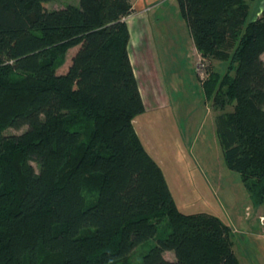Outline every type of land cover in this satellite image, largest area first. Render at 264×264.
Wrapping results in <instances>:
<instances>
[{
	"label": "trees",
	"instance_id": "obj_1",
	"mask_svg": "<svg viewBox=\"0 0 264 264\" xmlns=\"http://www.w3.org/2000/svg\"><path fill=\"white\" fill-rule=\"evenodd\" d=\"M176 1L201 57L230 60L203 92L220 110L225 164L264 202V11L247 21L249 0ZM48 2L0 0V264H131L150 238L140 264H241L228 224L178 209L134 129L145 108L128 54L130 1Z\"/></svg>",
	"mask_w": 264,
	"mask_h": 264
},
{
	"label": "rangeland",
	"instance_id": "obj_2",
	"mask_svg": "<svg viewBox=\"0 0 264 264\" xmlns=\"http://www.w3.org/2000/svg\"><path fill=\"white\" fill-rule=\"evenodd\" d=\"M69 3L78 5V0H50L48 7L58 8ZM248 3L247 21L255 19L264 11V0H249ZM165 11L155 12L153 21L156 22V33L157 26L162 24L161 31L164 32V43L168 50L164 56L170 57V60H161L159 71L161 69V74L165 76L171 106L157 112L138 114L133 120L135 130L162 168L178 209L184 213L207 212L217 215L230 226L233 249L240 263L264 264V202L251 198L239 173L225 165L221 147L217 139L212 137L210 129L211 110L215 114L220 110L212 107L211 98H202L197 83L203 91V82L210 83L213 73L217 79H221L228 73L226 66L230 60H207L200 55L197 60L200 63L194 69L187 50L189 44L186 43V36H182L179 41L177 37L170 36L171 20ZM164 43L162 37H155L153 44L161 49ZM76 49V46H72L60 55V71L65 70ZM159 57L162 59L160 53ZM235 65L232 63L233 67ZM233 73L230 72L231 75ZM230 109L231 105L225 107V110ZM189 121H193V132L188 131ZM24 129L25 126L19 129L7 127L4 134L19 135ZM167 141H170V148L167 147ZM148 142L153 145H147ZM32 164L37 168L34 162ZM86 186L83 192L86 203H90L96 199L97 191L89 181ZM155 243L156 240L150 238L138 245L127 256L126 262L140 264L142 253ZM164 256L175 259L172 251H165ZM117 264H122V261Z\"/></svg>",
	"mask_w": 264,
	"mask_h": 264
},
{
	"label": "crops",
	"instance_id": "obj_3",
	"mask_svg": "<svg viewBox=\"0 0 264 264\" xmlns=\"http://www.w3.org/2000/svg\"><path fill=\"white\" fill-rule=\"evenodd\" d=\"M129 1L132 4L133 12L125 17V21L129 30L128 54L134 70V74L138 82L140 95L145 108L142 113L146 111L157 112L161 109L169 108L171 106V99L165 83V76L161 74L160 72L161 69L159 71V68L162 67L161 60H165V59L170 60V57L164 56L168 50L165 47V43H164L165 41L164 32L161 31L162 24L159 23V20H157V22L160 25L157 26V33H156V31L154 30L156 22L153 21L154 18L153 14L157 11H161V13H163L167 9V11L165 12L167 13V16H170V20H171L170 28L172 31L170 32V36L177 37L178 41L182 36L184 37L186 36V43L188 42L189 44V49L187 45V50H189L190 52L189 57H191L193 60L194 69H196V64L198 62L197 60L200 56V53L198 52V50L194 45L189 27L179 11L176 0H129ZM162 21L163 19L161 18V22ZM155 37L157 39L162 37L164 48L160 49L159 47H156L153 44L155 41ZM159 53L161 54L162 59H160ZM197 83L202 98L206 100L203 91L201 90V87L199 85V82ZM211 112L213 113L210 122L211 134L213 138L217 139L216 130H215L216 114L214 113L213 109L211 110ZM188 123H189L188 131L190 132L194 128V126H192L193 121L191 123L189 121ZM141 142L143 144L142 140ZM195 142H197V139ZM148 144L153 145L152 142H148L147 145ZM143 146L145 147L144 144ZM167 147L170 148V141H167Z\"/></svg>",
	"mask_w": 264,
	"mask_h": 264
},
{
	"label": "built area",
	"instance_id": "obj_4",
	"mask_svg": "<svg viewBox=\"0 0 264 264\" xmlns=\"http://www.w3.org/2000/svg\"><path fill=\"white\" fill-rule=\"evenodd\" d=\"M198 63H200V61L197 62L196 66L198 65Z\"/></svg>",
	"mask_w": 264,
	"mask_h": 264
}]
</instances>
